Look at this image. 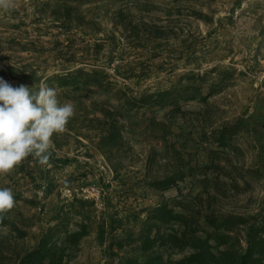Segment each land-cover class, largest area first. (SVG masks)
Instances as JSON below:
<instances>
[{
	"label": "rangeland",
	"instance_id": "1",
	"mask_svg": "<svg viewBox=\"0 0 264 264\" xmlns=\"http://www.w3.org/2000/svg\"><path fill=\"white\" fill-rule=\"evenodd\" d=\"M34 1L10 0V8L0 9V76L13 86L25 84L33 89L37 81L35 77H21L9 66L18 70L20 66L32 65L35 76L42 77L40 83L69 67H97L117 84L130 86L135 94L147 88L171 86L190 71L202 73L220 67L230 77L205 107L192 100L180 102L182 111L156 105L132 111L131 122L123 131L127 149L114 152L109 158L97 147L101 133L95 128L97 121L91 119L102 116V107L112 108L111 104L122 101L111 97L106 102L110 95L96 86L83 85L73 91L71 86L47 83L56 90L61 104L75 106L66 130L54 133L59 145L53 143L50 149L66 161L41 164L30 155L10 172L0 174V187L12 189L18 198L16 206L22 204L43 211L54 209L60 200L82 197L94 199L96 213L107 215L114 210L124 213L128 205H152L162 193H156L145 182L175 169L171 163H176L174 149L164 147L173 143L184 161L189 159L199 167L193 174H184L176 186L163 192L164 196L174 197L182 192L199 194L205 200L207 192L199 178L213 171L225 181L240 169L244 175L237 179L240 186L218 184L212 206L222 213L245 215L264 210V175L246 169L258 167L264 172V0H90L82 9L88 19L98 23L101 31L97 34L91 32L90 24L59 29L52 18L37 14ZM137 2L145 3L143 11L134 5ZM121 6L135 14L126 33L129 37L122 34V27L112 23L114 11ZM155 26L166 33L152 46L144 33ZM137 31L138 36L134 35ZM96 41L100 45L94 47ZM216 74L211 72L209 76L215 79ZM237 119L248 126L234 136L233 148L218 153L219 166L209 170L203 167L209 159L207 145L200 140L202 132L209 133L210 126ZM251 126H256L260 133ZM118 161L116 175L112 163ZM41 170H49L55 180L53 192L46 197L40 180L32 179ZM208 190L214 192L211 184ZM92 232L84 239L72 264L108 261L94 244ZM111 237L108 232L107 238Z\"/></svg>",
	"mask_w": 264,
	"mask_h": 264
},
{
	"label": "trees",
	"instance_id": "2",
	"mask_svg": "<svg viewBox=\"0 0 264 264\" xmlns=\"http://www.w3.org/2000/svg\"><path fill=\"white\" fill-rule=\"evenodd\" d=\"M89 1L35 0L34 3L37 14L52 18L59 29L83 28L90 24L91 32L97 34L101 31L97 27L98 23L94 19H88L82 9ZM134 5L139 11H143L145 3L137 2ZM113 15V25L122 27V34L129 37L126 33L134 23L135 14L121 6ZM139 32L134 35L138 36ZM165 33L163 28L155 26L147 29L144 35L147 43L153 46ZM17 44L20 45L19 42ZM99 45L97 41L93 42L94 47ZM9 69L18 71L21 77H35L37 84L32 90H39L42 77L35 76L36 70L32 65L20 66L18 70L9 66ZM211 72L217 73L215 79L209 76ZM229 77L230 73L220 67L202 73L190 71L171 86L155 90L147 88L138 94H135L130 86L112 81L105 70L97 67H69L65 71L45 77V80L46 83L56 82L59 87L71 86L73 91L83 85L96 86L110 95L106 102L111 97L122 101L120 104H111L112 108L102 107V116L91 119L97 121L98 126L95 128L101 133L97 147L109 158L112 153L127 149L123 131L130 121L132 111L154 105L171 106L173 111H182L180 102L192 100L205 107L208 99L225 85ZM262 124L264 131V122ZM247 126L248 124H243L237 119L217 127L210 126L209 133L203 131L200 140L207 145L205 151L209 159L203 167L209 170L219 166L221 158L218 153L230 151L233 148L234 136ZM251 127L254 132L260 133L256 126ZM52 141L59 145L55 134ZM212 144L216 147L210 148L209 145ZM164 147L166 150L173 147L176 163H171L176 166L175 169L145 182L156 193H162L158 202L145 206L128 205L124 208V213L114 210L107 215H98L94 199L73 197L69 201L60 200L54 206V212L46 225L40 231L32 233L37 243L24 252L18 264H70L78 258L80 242L92 231L95 232V241L101 250L102 258H108L104 264H264V210L259 214L245 215L222 213L212 206L213 200L217 198L218 184L238 188L240 184L237 179L244 177L242 170L239 169L236 176H229L225 181L219 179L215 172L206 171L207 173L199 178L204 191L207 192L206 204L199 194L193 196L179 192L174 197H166L163 195L165 190L176 186L178 181L184 178V174H193L199 166L192 165L189 159L184 161L181 152L174 148L173 143H166ZM151 156L152 154L148 159ZM62 161H66V158H57L54 151H50L48 163ZM115 163H112V167L117 175L120 161ZM246 169L247 172L264 175L258 167ZM37 175V178L32 176V179L40 180L39 185L45 197L50 195L55 187V180L49 175V170L38 171ZM210 184L214 191L212 193L208 190ZM14 199L17 201V196H14ZM26 201L34 202L27 199ZM15 206L14 204L12 209L0 213V227L8 228L3 236L0 233V238H24L31 232L32 219L24 216L19 207ZM108 232L112 235L109 239ZM1 247L3 245L0 240ZM5 261L6 258L0 256V262Z\"/></svg>",
	"mask_w": 264,
	"mask_h": 264
},
{
	"label": "clouds",
	"instance_id": "3",
	"mask_svg": "<svg viewBox=\"0 0 264 264\" xmlns=\"http://www.w3.org/2000/svg\"><path fill=\"white\" fill-rule=\"evenodd\" d=\"M10 7V0H0V9ZM74 114V104H61L56 90L46 82L33 91L25 84L13 86L0 76V174L10 172L30 155L46 164L53 134L64 132ZM14 204L12 189L0 187V213Z\"/></svg>",
	"mask_w": 264,
	"mask_h": 264
},
{
	"label": "crops",
	"instance_id": "4",
	"mask_svg": "<svg viewBox=\"0 0 264 264\" xmlns=\"http://www.w3.org/2000/svg\"><path fill=\"white\" fill-rule=\"evenodd\" d=\"M19 209L24 216L32 219V226L30 227L31 232L24 238H0L1 244L3 245V247L0 248V256L6 258V261L4 263L0 262V264H18L19 259L23 256L24 252L33 248L36 245L35 243H37V240L32 237V233L40 231V229L46 225L48 218L54 212L53 208V210L47 209L39 211L36 208H31L22 204L19 206ZM7 231V227H0V233L2 236L6 234ZM92 233L95 238V232L93 231ZM86 237L82 239L80 246L83 245ZM95 242L96 241L94 240V244ZM43 264H47V262H44ZM70 264H72V261Z\"/></svg>",
	"mask_w": 264,
	"mask_h": 264
}]
</instances>
